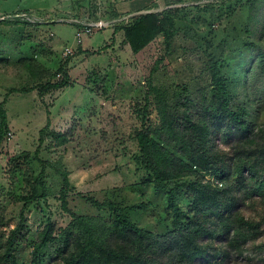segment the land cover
<instances>
[{
    "label": "rangeland",
    "instance_id": "374dc122",
    "mask_svg": "<svg viewBox=\"0 0 264 264\" xmlns=\"http://www.w3.org/2000/svg\"><path fill=\"white\" fill-rule=\"evenodd\" d=\"M128 17L127 23L94 31L93 38L84 34L82 46H90L85 51L73 47L69 20L53 21L54 38L42 28L49 19L0 23V104L6 115L0 140V264L13 230L11 263L31 264L48 221L55 242L41 249L39 264L56 262L59 235L73 223L61 207L60 172L69 181L68 208L79 216L108 224L126 219L156 237L173 229L171 202L183 221L192 217L196 173L212 187L220 181L187 168L158 188L138 134L157 144L160 164L176 159L171 171L181 167L177 160L189 165L181 136L164 125L161 114H186L191 119L184 123L208 125L212 77L223 79L232 97L229 108L243 109L252 133L264 129V53L258 52L264 50V0H163L150 13ZM103 34L109 38L92 47ZM223 125L210 131L213 154L226 170L221 183L232 200L229 213L257 224L256 234L240 247L242 254L227 244L231 235L201 237L200 243L213 249L217 264H264V197L247 196L236 180L250 144L238 130L228 131L227 121ZM39 177L44 188L37 185Z\"/></svg>",
    "mask_w": 264,
    "mask_h": 264
},
{
    "label": "trees",
    "instance_id": "16d2710c",
    "mask_svg": "<svg viewBox=\"0 0 264 264\" xmlns=\"http://www.w3.org/2000/svg\"><path fill=\"white\" fill-rule=\"evenodd\" d=\"M131 29L126 30L127 36H131ZM258 52L263 54L264 50L259 49ZM211 83L210 98L206 108L208 125L201 121L184 123L191 119L186 114L177 118L166 113L161 114L164 125L181 136L180 146L186 152L185 157L189 165L177 160L181 167L171 171L169 167L176 162V159L172 161L164 158L160 164L155 155L157 144L146 134H138L143 160L148 163L147 169L155 176V185L158 188L163 187L167 178L179 177L187 168H196L197 172L209 173L220 181L217 186L212 187L210 181H205L204 175L196 173L190 185V190L195 195L190 209L192 217L187 215L183 221L181 211L171 202L174 211L173 229L164 237H156L126 219L119 218L108 224L103 220L79 216L68 208L65 193L69 189V181L67 175L60 172L61 207L72 218L73 223L59 235L56 262L53 264H195L197 260H202L204 264H217L214 262L216 256L210 255V247L200 243V238L215 239L220 234L231 235L230 241L227 238V244L242 254L240 247L256 234L257 224L246 221L237 213H229L232 200L226 197L227 191L223 189L221 183L226 176V170L222 165L223 161L213 154V133L210 127L221 130L227 121L228 131L238 130L244 138L242 139L249 142L250 146L245 148L247 152L237 168L239 177L236 179L249 197L255 194L264 197V129L252 133V129L242 120L243 109L232 111L229 108L232 97L223 79L214 76ZM5 124L6 115L1 103L0 140L3 137ZM47 127L48 125L41 130V134ZM215 157L219 159L218 162ZM244 173H246L245 177ZM37 185L44 188L42 177L37 180ZM16 234L17 230H13L4 246L1 260L5 264H12L11 251ZM53 242H55V227L51 221H48L34 243L31 264H39L41 249Z\"/></svg>",
    "mask_w": 264,
    "mask_h": 264
},
{
    "label": "crops",
    "instance_id": "0c3cea01",
    "mask_svg": "<svg viewBox=\"0 0 264 264\" xmlns=\"http://www.w3.org/2000/svg\"><path fill=\"white\" fill-rule=\"evenodd\" d=\"M160 1L163 0H0V15L17 16L11 20L3 21V23L24 19L28 23L34 24L35 21L49 19L44 22L47 25L42 28L49 34L51 33L53 38L55 36L53 29L56 28V25L52 24L53 21L69 20L72 23L69 26L73 29L72 33L69 31L70 38L75 43L73 47H80L85 51L90 46H82V37L85 36V33L80 25L150 13L151 9L157 5L160 6ZM112 31L111 29L110 32ZM94 36L93 34L92 38ZM108 38L109 35L103 34L102 40L92 47H98Z\"/></svg>",
    "mask_w": 264,
    "mask_h": 264
},
{
    "label": "built area",
    "instance_id": "2783aa9c",
    "mask_svg": "<svg viewBox=\"0 0 264 264\" xmlns=\"http://www.w3.org/2000/svg\"><path fill=\"white\" fill-rule=\"evenodd\" d=\"M17 16H3L0 15V22L11 20L12 18H15ZM129 20L128 16L121 17L118 20L113 21H96V22H90L83 26V31L86 35H91L94 31L102 30L107 27H112L115 25V23L118 22H124L127 23ZM66 53H69V50H66Z\"/></svg>",
    "mask_w": 264,
    "mask_h": 264
}]
</instances>
